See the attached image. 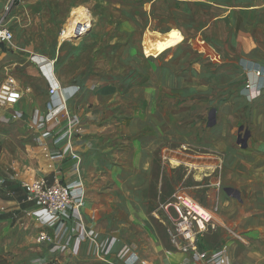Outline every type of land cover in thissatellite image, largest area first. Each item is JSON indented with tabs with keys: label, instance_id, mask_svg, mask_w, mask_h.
Here are the masks:
<instances>
[{
	"label": "rangeland",
	"instance_id": "374dc122",
	"mask_svg": "<svg viewBox=\"0 0 264 264\" xmlns=\"http://www.w3.org/2000/svg\"><path fill=\"white\" fill-rule=\"evenodd\" d=\"M255 4L264 1L0 0V16L13 35L15 51L3 58L0 71L10 62L20 70L16 74L14 68L6 69L0 92L12 78L11 87L22 93L19 83L34 77L31 83L39 98L44 92L31 58L55 57L66 80L78 77L81 93L106 92L99 106L103 117L97 123L123 126L116 141L132 144L131 152L123 154L127 170L123 173L118 159L114 166L115 180L123 189L97 202L104 215L110 199L125 200V207L114 210L118 220L132 217L129 221L138 225L136 236L140 226L172 249L160 220L166 222L172 215V209L164 207L174 196L187 195L215 218L200 238L202 264L213 254L223 255L227 264H264V105L243 99L240 76L245 68H256L246 64L261 66L264 61V11L248 10ZM78 8L87 18L83 29L63 35ZM11 108L0 103V154H7V159L17 156L24 164L32 160L38 133L24 113L16 111L10 117ZM213 109L216 124L209 128ZM43 116L36 113L33 118L40 122ZM240 126L250 131L245 149L236 144ZM144 136L149 152L136 141ZM109 183L110 178L94 193L104 192ZM225 188L239 191L240 201L228 196ZM85 219L95 229L97 218ZM54 224L46 230L50 235ZM36 238L41 256L47 245L37 244ZM88 245L72 235L62 258L47 255L31 262L103 264ZM13 258L8 255L6 260L22 264Z\"/></svg>",
	"mask_w": 264,
	"mask_h": 264
},
{
	"label": "crops",
	"instance_id": "0c3cea01",
	"mask_svg": "<svg viewBox=\"0 0 264 264\" xmlns=\"http://www.w3.org/2000/svg\"><path fill=\"white\" fill-rule=\"evenodd\" d=\"M263 8L264 4L260 6L255 4L248 8V10H250L252 14H256L264 11ZM232 9L238 8L234 7ZM76 11H79V8L74 10L72 16ZM253 22V24H257L258 21ZM14 52L13 49L3 50L0 48V62H2L0 64L4 63L3 58L6 57V55L12 57ZM55 59V57H48L46 61H50V63L54 62L55 75L62 86L66 87V92L68 94L75 93L67 106L70 115L76 118L82 125L81 133L72 140L73 149L80 153V159L82 157V161H80L79 166L77 162L69 158V156H66L62 162L51 161L46 157V155L56 147L51 143H48L46 146L37 144L33 149L29 146L33 151L32 160H23L24 164L18 162L17 156L7 159V154H0V180L3 181V184L0 185V257L6 259L8 255H11L12 257L14 256V260L22 262V264H29L31 261L39 259V257L45 259L47 255L56 257L57 260L62 258L63 254L50 252L44 246H42L41 256H39L40 251L35 247V237L41 231L47 232V228H50V225L54 223V219L36 203L28 202L25 199L24 190L20 186L21 182L31 179L34 180L39 175H45L50 182H52L54 178H57L62 184H81V189L85 194L82 212L84 216H93L97 218L95 229L93 227V233L102 245V240L107 242V244L104 245L108 248L105 257L110 259L111 263L100 260L103 264H125L121 259L129 253L136 254L139 259L145 261L147 264H202L200 260L191 254H182L172 247L173 250L167 248L162 240L155 234L151 233V231H143L140 226V232L136 236V232L133 230L138 225H136V227L132 225L129 221L132 217L128 216L123 220H118L119 217L114 215L115 208L118 209L127 205L125 204V200L116 201L110 199L108 201L109 203L105 205L107 208L105 215L103 211L98 209L100 206L97 202H99L101 198L105 200L106 197H110L109 194L112 193L113 190H119V188L123 189V184L120 186V182L117 181V183L115 180L116 173L114 166L116 159H118L117 161L121 160V163L124 164L123 168H126L128 162L125 161L126 158H124L123 154L131 152L130 149L132 144L129 142L127 144L122 141L117 143L115 138L116 133H120V128L123 126L117 127L109 121H102L101 125L97 123L100 122L99 119L103 117V113L99 110V106H102L100 101L103 99L106 92L102 91L104 93L103 96H100L99 92L88 94L85 93V90L81 93V83L78 81V77L73 75L66 80L64 75L60 73L61 70H59L60 72L58 71ZM30 62L31 65L38 70V72H36L37 74L34 72H30V74L38 75L39 84L44 93L37 98L36 92L33 89V83H31L34 77L27 78L25 82L22 80L21 83L17 81L19 85L21 84L20 86L23 88L24 92H22L23 94L21 93L22 97L18 103L11 106L13 109L11 108L8 114L11 117L18 111L24 113L23 117H28L27 121L29 122L27 123H34L35 132L39 134L36 129L38 118L33 117L36 113L43 116V114L51 109V105L47 92V82L39 72L36 63ZM246 66L256 68H245V71L243 70L244 72L241 71L240 76L243 78L241 94L243 99L249 103H260L264 105V61L261 66L255 62H250L246 64ZM17 67L19 66H17L16 62H10L8 65L6 64L4 70L0 71V76H4V79L7 74L5 73L7 71L6 69L10 68L11 71L14 68V72L17 74L20 71ZM253 70H260L262 72L261 77H255L252 73ZM217 74L218 71L215 73L214 78L217 77ZM18 77L19 76H16L17 80H19ZM9 80L14 79L9 78L8 81ZM248 82L253 85V88L245 90L244 87ZM90 104L93 105L92 108ZM87 107H90V109ZM2 117L3 115L0 111V126L3 124ZM59 121L58 123H48L47 129L50 131H58L66 120L62 117ZM245 130L248 129L243 127V131ZM241 135L243 134L241 133ZM147 140L149 139L144 136V138H139L136 141H140L138 145L144 146V149L149 152L150 143ZM57 147L61 150H65V141H62ZM144 160H146V153L144 154ZM76 168H78V172H76ZM126 170L127 169H125L123 173ZM109 178L113 183H109L110 185L105 187L104 192L102 191L98 194L95 191V194L94 190L100 191L99 188H103L102 185L105 180ZM77 181H79V183ZM92 181L94 185H92ZM108 208L113 210L112 215ZM136 222L141 226L143 225V222L139 220ZM36 232L38 233L36 234ZM90 248L91 245L89 243L88 249ZM212 260H214V258H212Z\"/></svg>",
	"mask_w": 264,
	"mask_h": 264
},
{
	"label": "built area",
	"instance_id": "2783aa9c",
	"mask_svg": "<svg viewBox=\"0 0 264 264\" xmlns=\"http://www.w3.org/2000/svg\"><path fill=\"white\" fill-rule=\"evenodd\" d=\"M64 34L65 32H63ZM13 40L12 33L4 25V16L1 15L0 46L3 45L4 48L12 49ZM31 61L36 63L47 82V92L51 105V109L36 124V129L39 132L38 144L46 146L51 143L56 146L54 150L46 155L51 161L62 162L66 156H69L79 165L81 159L77 151L73 149L72 140L81 133L82 125L70 115L67 106L75 93L68 94L66 88H63L54 74L53 63L39 56H33ZM252 73L255 77H261L262 75L260 70H253ZM11 84L15 85L13 80H9L7 88L0 92V103L7 107L16 105L22 97L19 90L13 86L11 87ZM244 88L248 90L253 88V85L248 82ZM62 117L66 121L58 131L47 129L48 123H58ZM62 141H65V150L57 147ZM76 172H78V168H76ZM77 182L79 183V181ZM2 184L3 181L0 180V185ZM73 184L76 183L62 184L57 178L50 182L45 175H39L32 181L21 183L25 199L42 207L54 219V233L50 235L45 231H41L37 235L36 242L39 245H47L50 252L62 253L68 249L71 236L75 235L78 239L90 243L94 254L99 260L111 263L105 257L108 248L99 243L93 233V225L86 221L82 212L85 194L81 189V184ZM164 208L165 210L171 208L173 211L172 215H167L166 222L160 220L165 228L171 247L182 254H191L201 261L199 242L208 228L213 226V212L187 195L174 196V201L168 202ZM208 260L210 261L209 264H227L226 258L219 254H213ZM122 261L125 264H147L134 253H129L122 258Z\"/></svg>",
	"mask_w": 264,
	"mask_h": 264
},
{
	"label": "water",
	"instance_id": "95a60500",
	"mask_svg": "<svg viewBox=\"0 0 264 264\" xmlns=\"http://www.w3.org/2000/svg\"><path fill=\"white\" fill-rule=\"evenodd\" d=\"M0 48H2L3 50H9L7 48H4L3 45L0 46ZM215 110H211L210 114H209V124L208 127H212L215 124ZM243 131V127H240L238 129V135H237V140H236V144L240 146L241 149H245L247 147V139L250 136V132L248 130L243 131V135H241ZM224 192L228 195L233 197L234 199L240 201V193L239 191L232 189V188H225Z\"/></svg>",
	"mask_w": 264,
	"mask_h": 264
},
{
	"label": "bare ground",
	"instance_id": "6f19581e",
	"mask_svg": "<svg viewBox=\"0 0 264 264\" xmlns=\"http://www.w3.org/2000/svg\"><path fill=\"white\" fill-rule=\"evenodd\" d=\"M86 20H87V18H86V16H84V12L83 11H81V10L76 11L75 14L72 16L71 20L69 21V24L67 26L65 25L66 28H65V34L64 35L67 36V34L71 35V34L78 33L80 31V29H83V27H81V26L83 25V23H85Z\"/></svg>",
	"mask_w": 264,
	"mask_h": 264
},
{
	"label": "trees",
	"instance_id": "16d2710c",
	"mask_svg": "<svg viewBox=\"0 0 264 264\" xmlns=\"http://www.w3.org/2000/svg\"><path fill=\"white\" fill-rule=\"evenodd\" d=\"M0 264H9V262L4 257H0Z\"/></svg>",
	"mask_w": 264,
	"mask_h": 264
}]
</instances>
